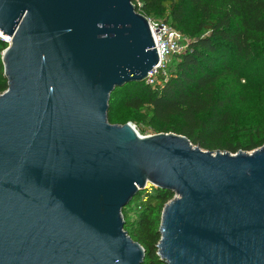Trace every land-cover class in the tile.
Masks as SVG:
<instances>
[{
  "label": "water",
  "instance_id": "water-1",
  "mask_svg": "<svg viewBox=\"0 0 264 264\" xmlns=\"http://www.w3.org/2000/svg\"><path fill=\"white\" fill-rule=\"evenodd\" d=\"M0 31V264H142L123 208L149 184L174 194L162 260L264 264V145L210 151L109 121L111 93L159 63L133 0H0Z\"/></svg>",
  "mask_w": 264,
  "mask_h": 264
},
{
  "label": "trees",
  "instance_id": "trees-1",
  "mask_svg": "<svg viewBox=\"0 0 264 264\" xmlns=\"http://www.w3.org/2000/svg\"><path fill=\"white\" fill-rule=\"evenodd\" d=\"M137 11L160 18L190 39L172 58L161 86L132 82L111 93V122H135L154 133L174 132L210 151H253L264 145V109L244 125L232 108V79L264 71V0H133ZM0 38V94L8 89ZM262 70V71H261ZM230 71L237 72L234 75ZM232 77L229 81L225 75ZM264 108V105H263ZM173 192L150 186L123 208L125 230L145 249L142 264H168L158 254L162 213Z\"/></svg>",
  "mask_w": 264,
  "mask_h": 264
},
{
  "label": "rangeland",
  "instance_id": "rangeland-1",
  "mask_svg": "<svg viewBox=\"0 0 264 264\" xmlns=\"http://www.w3.org/2000/svg\"><path fill=\"white\" fill-rule=\"evenodd\" d=\"M154 20H162L160 18L150 17ZM9 44V43H8ZM241 70L240 76L243 79L238 80V78L232 79L227 74L224 76V79L229 81L232 79L233 83V93H232V108L234 110L235 119L244 125H256L257 124V115L259 112L264 109V71L260 76L248 75L244 76L248 70V66L242 63V68L238 67ZM234 75H237V72H233ZM109 118V117H108ZM110 121V120H109ZM111 122V121H110ZM112 124H119L111 122ZM131 123L138 133L142 136H148L154 134L150 128H145L140 124L135 122ZM204 150H207L203 148ZM151 185L149 184L148 187Z\"/></svg>",
  "mask_w": 264,
  "mask_h": 264
},
{
  "label": "built area",
  "instance_id": "built-area-1",
  "mask_svg": "<svg viewBox=\"0 0 264 264\" xmlns=\"http://www.w3.org/2000/svg\"><path fill=\"white\" fill-rule=\"evenodd\" d=\"M147 18L155 48L159 55V63L149 73L145 83L152 87H157L161 86L164 77H168V70L172 58L177 54L183 53L187 49L190 39L174 28L169 22ZM0 38H4L8 43L11 42V39L4 36L1 31Z\"/></svg>",
  "mask_w": 264,
  "mask_h": 264
}]
</instances>
